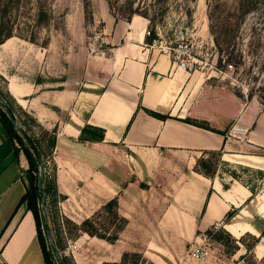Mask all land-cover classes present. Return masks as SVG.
Returning <instances> with one entry per match:
<instances>
[{
  "label": "crops",
  "instance_id": "obj_1",
  "mask_svg": "<svg viewBox=\"0 0 264 264\" xmlns=\"http://www.w3.org/2000/svg\"><path fill=\"white\" fill-rule=\"evenodd\" d=\"M95 2L92 25L101 23L103 49L82 44L81 4L66 13L65 32H51L45 45L15 35L0 44L4 92L42 128L56 129L51 162L65 213L71 207L90 218L117 198L126 220L114 242L83 233L82 245L101 253L96 264L119 261L124 251L154 264H190L189 249L215 223L235 238L258 236L264 228V192L258 193L263 104L239 97L215 72L179 67L171 54L146 43V17L119 18L106 0ZM87 125L102 129L104 138L82 139ZM232 127L246 129L241 140ZM14 150L0 122V264H46L32 212L24 203L17 207L28 162ZM214 151L221 156L207 176L196 160Z\"/></svg>",
  "mask_w": 264,
  "mask_h": 264
},
{
  "label": "rangeland",
  "instance_id": "obj_2",
  "mask_svg": "<svg viewBox=\"0 0 264 264\" xmlns=\"http://www.w3.org/2000/svg\"><path fill=\"white\" fill-rule=\"evenodd\" d=\"M6 1L1 0L0 4ZM109 1L113 6L111 12L119 18H122L120 9L128 6L130 1V5L139 12L146 11L149 16L154 17L155 29L162 40L170 45L183 40L188 45V62L192 68L215 72L216 80L233 89L236 94L239 93V97L256 99L264 106V0H257L256 7L246 14H241L238 9L240 0ZM74 4H81L84 12L86 30L80 31L85 32L86 41L82 44L88 47L90 45L91 48L99 47L98 43H92L94 34L101 32L100 22L92 25L95 0L52 2V18L48 24L36 30V43L46 41L55 30L65 32L64 17L66 13L70 14L75 10ZM25 6L22 0L18 12V22L22 30L18 33L28 37L29 30L22 24L29 20L26 18ZM75 16L76 13H73L72 17ZM217 37L219 45L215 42ZM226 37L230 38L228 45ZM104 46L106 45L103 43L102 47ZM0 90L5 95L2 78ZM33 130L39 132L38 127H33ZM46 161L49 162L46 163L47 173L52 174L51 158ZM60 202L61 199H58L57 205L52 206L50 200H47L45 212L50 235L55 244L56 241L59 244V247L57 244L56 246L63 262L65 258L67 264H96L101 253L85 249L86 243L82 245L84 240L78 239L85 232L77 231L75 227L79 226L85 217L75 215L71 207H67L68 211L65 213V208ZM90 219L100 233H112L120 224V221L113 219L110 212L102 207L98 208ZM220 232L221 237L218 235ZM44 234L47 237L45 230ZM208 234L209 239L203 243L207 254L201 259L191 258L190 264H264V254L258 256L255 246L251 250L246 248V245L251 244V235L254 234L246 232L240 238H235L223 228ZM216 234L219 237L216 238ZM84 239L85 242L88 241L87 238ZM259 239V242L264 243L263 237ZM233 241L237 242L238 248L234 249ZM47 243L50 245L48 237Z\"/></svg>",
  "mask_w": 264,
  "mask_h": 264
},
{
  "label": "trees",
  "instance_id": "obj_3",
  "mask_svg": "<svg viewBox=\"0 0 264 264\" xmlns=\"http://www.w3.org/2000/svg\"><path fill=\"white\" fill-rule=\"evenodd\" d=\"M21 1L22 0H7L5 3L0 4V44H2L6 39L14 35L30 40L31 42H36L35 41L36 30L48 24L50 19L52 18L51 3L54 0H24L26 4L25 6L26 18H29V20L22 22V24L25 25L24 27L28 28L29 36L28 37L22 36L21 33H18L19 30H22L18 22V12L20 11ZM130 2L128 3V6L120 9V14L122 18L129 20L133 14H139L146 17L149 20L148 29L150 30V34L146 36L145 40L146 43H152L154 39L158 38L157 31L155 29L154 17L149 16L146 11L139 12L137 8H133L130 5ZM108 3L110 9L112 10L113 6L109 0ZM256 4H257V0H240L238 9L240 10L241 14H246L250 12L252 9H254L256 7ZM112 14L114 15L113 12ZM231 35L233 36V34ZM225 41L227 42V45L230 44L229 37H226ZM215 42L218 45L220 44L218 37L216 38ZM46 43L47 40L42 42V45H45ZM237 94L238 96H240L239 93ZM0 97L2 99H6L5 101L8 104L10 110L15 115L16 121L18 123V126L21 128V131H19L14 126L6 110L1 105H0V122L4 125L11 138L19 144V147L15 146V150H14L15 155H18L20 151H22L28 162V168L26 170L27 186L25 192L23 193V195L21 196L18 202L17 207H19L21 204L24 203L26 209L32 212L36 225L37 237L42 249L44 260L46 264H57L53 256L51 246L47 243V237L44 234L45 229L42 220L40 190L37 185L39 179V165L36 156L29 144L32 143L34 145V147L36 148L38 154L41 156L42 161L44 163L45 179H44L43 189L45 192L46 201L50 200L51 205L56 206L58 199H62L64 198V196L58 194L55 178H54V172H52V174L47 173V164H46L47 158H51L52 149L54 148L56 143V129H53L52 131H48L42 128L32 115L27 113L18 104H16L8 94L5 93V95H3V92L1 90H0ZM145 111L148 114L159 119H166L170 117L168 114H162L149 109H145ZM181 120L200 127L208 128V126H206L204 122L197 121L191 118H184ZM33 127H38L39 132L33 130ZM80 130H81L82 139L100 141L104 138L103 130L100 128L87 125L82 127ZM220 156H221V151H214L208 153L206 157L204 156L199 157L196 160V169L207 176H213L216 170V163L220 159ZM54 169L55 167L53 166V170ZM117 205H118L117 198H112L106 201L102 206V209L110 212L113 219L120 221V224L118 225L116 231L107 234L100 233L96 228V226L94 225L93 220H91L90 218H84V220L81 221L79 226L75 225L77 231H82L91 236L104 238L110 242H114L118 238V232L124 227L126 222L125 218L119 216L117 212ZM234 213H235L234 210L228 212L226 218L227 219L230 218L231 216L234 215ZM218 235H220L221 237L222 233L220 232L218 233ZM217 237L219 236H217L216 234V238ZM260 237L264 238V228L260 231V236L251 235L252 238L251 244L246 245V248L248 250H251L254 246L258 244ZM228 238H230L229 234H228ZM233 243H234V249L238 248L237 242L233 241ZM56 244L59 247L57 241ZM63 259L65 262V258ZM65 264L67 263L65 262ZM101 264H154V263L147 261L140 252L124 251L119 261H114V262L103 261Z\"/></svg>",
  "mask_w": 264,
  "mask_h": 264
},
{
  "label": "built area",
  "instance_id": "obj_4",
  "mask_svg": "<svg viewBox=\"0 0 264 264\" xmlns=\"http://www.w3.org/2000/svg\"><path fill=\"white\" fill-rule=\"evenodd\" d=\"M150 34V30H146V35ZM158 38L153 40V45H157L163 52H167L171 54L174 62L178 64L179 67H191L189 64L188 60L190 58V53L188 51V45L183 41H177L174 45L168 44L166 41L162 40V37L160 34H158ZM92 43L97 44L99 47H95L96 49H99L102 47V44L104 43L103 38L101 37L100 33H95L93 38H92ZM93 48V49H95ZM103 49V47L101 48ZM232 134L236 135L237 138L240 140L242 139V136L240 135H245L246 129L245 128H239V127H232L231 129ZM15 146L19 147V144L15 141ZM262 152L264 153V145L260 147ZM48 164L49 162L46 161ZM48 172V171H47ZM264 192V174L262 177L258 180V193ZM218 227H220V223H215L213 225L214 231L218 230ZM209 239V234L208 233H203L201 235V242H197L193 247H191L188 251V256L192 258H197L201 259L205 257L207 254V250L203 246V243Z\"/></svg>",
  "mask_w": 264,
  "mask_h": 264
},
{
  "label": "water",
  "instance_id": "obj_5",
  "mask_svg": "<svg viewBox=\"0 0 264 264\" xmlns=\"http://www.w3.org/2000/svg\"><path fill=\"white\" fill-rule=\"evenodd\" d=\"M0 105L6 110L10 120L12 121V123L14 124V126L21 131V128L18 126V123L16 121V117L13 114V112L10 110L8 104L6 103V101L4 99H2L0 97ZM30 142V141H29ZM31 146L32 151L34 152L38 165H39V179H38V187L40 190V200H41V212H42V218H43V224H44V228H45V232L46 235L49 239L50 242V246L52 249V253L54 256V259L56 261L57 264H65L62 260V257L60 256V253L58 251V248L54 242V240L52 239L51 235H50V229L48 227V223H47V216H46V212H45V206H46V196H45V192L43 189V185H44V179H45V168H44V163L42 161L41 156L38 154L36 148L34 147V145L32 143H29Z\"/></svg>",
  "mask_w": 264,
  "mask_h": 264
},
{
  "label": "bare ground",
  "instance_id": "obj_6",
  "mask_svg": "<svg viewBox=\"0 0 264 264\" xmlns=\"http://www.w3.org/2000/svg\"><path fill=\"white\" fill-rule=\"evenodd\" d=\"M256 252H257V255L258 256H262L264 254V243L257 244V246H256Z\"/></svg>",
  "mask_w": 264,
  "mask_h": 264
}]
</instances>
